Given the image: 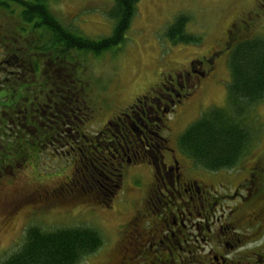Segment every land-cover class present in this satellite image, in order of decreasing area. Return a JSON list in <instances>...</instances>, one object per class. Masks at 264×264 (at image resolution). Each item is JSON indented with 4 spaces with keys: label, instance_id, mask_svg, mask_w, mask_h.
<instances>
[{
    "label": "flooded vegetation",
    "instance_id": "obj_1",
    "mask_svg": "<svg viewBox=\"0 0 264 264\" xmlns=\"http://www.w3.org/2000/svg\"><path fill=\"white\" fill-rule=\"evenodd\" d=\"M258 4L253 23L264 15V0ZM252 24L232 23L208 55L164 75L125 107L107 100L114 111L99 125L91 123L85 98L90 83L71 61L66 66L58 54L46 64L37 35H20L25 46H17L4 34L0 70L28 79L24 104H11L15 114L0 115V122H11L18 134V114L25 112L33 142L75 154L71 184L115 213L128 204L132 215L120 222L110 264H264V153L248 150L234 167L202 168L179 147L171 123L187 109L192 88L248 39Z\"/></svg>",
    "mask_w": 264,
    "mask_h": 264
},
{
    "label": "rangeland",
    "instance_id": "obj_2",
    "mask_svg": "<svg viewBox=\"0 0 264 264\" xmlns=\"http://www.w3.org/2000/svg\"><path fill=\"white\" fill-rule=\"evenodd\" d=\"M46 1L65 26L89 38L101 39L113 33L114 21L110 19L109 11L114 0ZM259 2L141 0L125 41L117 49L101 53L100 56L75 51L69 53V57L62 56L66 66L69 67L71 61L74 70L76 67L79 70L78 76L86 77L90 83L92 95L85 98L93 120L91 123L99 125L104 118L112 116L114 105L125 107L136 96L156 87L164 75L184 69L195 59L208 55L219 46L220 39L231 29L232 23L247 19L252 24L258 14ZM178 15L190 18L185 29L201 37L200 42L174 44L169 40L167 28ZM2 22L0 31L16 37L17 46H25V40L15 34L18 31L22 35L18 27L21 21L17 24V19H14L9 25ZM246 36L248 39L264 37V15L254 20L251 33ZM20 49L25 50L23 47ZM1 51L0 47V59L4 60L5 55ZM46 56V64L50 61L54 63L51 56ZM223 56L226 58H221L214 71L202 78L203 86L199 84L192 88L187 109L181 111L176 121L171 119L176 129L174 136L177 143L180 134L211 108L228 107V87L231 83L229 53ZM70 70L73 69H67V73ZM107 100L112 101L114 108L107 104ZM246 112L245 119L250 123L252 136L249 150H253L256 156L264 153V101ZM74 156L45 148L43 154H35L26 165L18 163L15 169L5 168L0 175V260L24 243L29 226L36 225L48 231L91 226L103 236V245L78 264L114 263V260L108 261L107 254L114 256L117 234L122 229L120 222L130 218L132 213L128 211V204L124 214L115 213L113 207L99 206L86 192L77 189L76 184H71L74 173L79 169V165L73 162Z\"/></svg>",
    "mask_w": 264,
    "mask_h": 264
},
{
    "label": "trees",
    "instance_id": "obj_3",
    "mask_svg": "<svg viewBox=\"0 0 264 264\" xmlns=\"http://www.w3.org/2000/svg\"><path fill=\"white\" fill-rule=\"evenodd\" d=\"M140 1L114 0L109 11V17L114 21L113 33L101 39L89 38L65 26L46 0H0V23L3 21L9 25L14 19H17V24L21 21L18 26L20 33L37 35L43 43V56H51L54 62L58 54L68 56L72 51L100 56L101 53L117 49L125 41ZM189 20L186 15H178L167 28L166 36L174 44L202 40L186 31ZM18 33L15 32L20 36ZM4 34L0 32V47L7 39H4ZM11 36V44H17L18 39ZM228 62L231 70L228 107L211 108L198 121L190 124L180 134L178 141L188 157L198 166L209 170L234 167L249 150L252 136L250 123L245 119L246 111L264 101V37L236 43ZM25 74L0 70V115L8 117L15 114L10 107L16 101L19 102L18 107L24 104L22 99L26 96L25 82L28 79ZM25 116V112L18 114L17 121L21 123L18 134L14 132L11 122H0V175L5 168L15 169L18 163L26 165L35 154L44 153L45 148L40 146L42 141L33 142ZM103 242L99 230L91 226L52 231L36 225L29 226L24 243L11 255L1 259L0 264H78L96 253Z\"/></svg>",
    "mask_w": 264,
    "mask_h": 264
},
{
    "label": "bare ground",
    "instance_id": "obj_4",
    "mask_svg": "<svg viewBox=\"0 0 264 264\" xmlns=\"http://www.w3.org/2000/svg\"><path fill=\"white\" fill-rule=\"evenodd\" d=\"M22 92V91H21Z\"/></svg>",
    "mask_w": 264,
    "mask_h": 264
}]
</instances>
